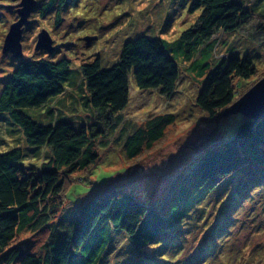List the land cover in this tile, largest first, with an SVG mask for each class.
<instances>
[{
    "label": "trees",
    "instance_id": "1",
    "mask_svg": "<svg viewBox=\"0 0 264 264\" xmlns=\"http://www.w3.org/2000/svg\"><path fill=\"white\" fill-rule=\"evenodd\" d=\"M67 2H45L43 16L45 9H56L60 19ZM190 11L202 13L181 41L140 36L124 45L113 67L103 69L100 57L82 65L89 92L83 99L99 118L109 120L128 108L133 83L140 90L159 89L162 95L173 96L181 79L180 61H187L192 72L204 77L196 106L208 120L223 116L264 77L258 75L249 53L229 54L213 70H205L217 46L216 36L238 31L251 15L248 8L235 0H191ZM56 52L47 59L22 60L0 99V114H8L0 121L22 128L27 143L41 149V158L45 148L52 151L38 166L23 163L26 155L21 148L0 154V264H106L121 236L134 247V260L142 255V259H150L156 253H175L185 221L199 211L205 214L207 199L221 192L230 199L220 226L223 235L230 232L233 212L243 195L264 186V117L245 118L232 135L212 144L165 207L145 202L127 188L110 186L89 193L76 210L59 215L64 209L67 178L98 164L101 155L96 140L105 131L98 122L87 125L53 116L56 121L45 124L30 115L31 109L37 117L50 115L53 103L69 88L78 87L72 62L67 58L54 61ZM253 78L258 80L244 83ZM44 107L47 109L38 113ZM118 120L123 124L122 118ZM175 123V114L159 115L127 134L126 157L134 160L154 149ZM25 231L33 240L21 243Z\"/></svg>",
    "mask_w": 264,
    "mask_h": 264
},
{
    "label": "rangeland",
    "instance_id": "2",
    "mask_svg": "<svg viewBox=\"0 0 264 264\" xmlns=\"http://www.w3.org/2000/svg\"><path fill=\"white\" fill-rule=\"evenodd\" d=\"M37 1L40 5L33 11L31 24L24 33V56L16 58L3 49L11 25L19 20L22 0H0V99L8 79L22 60L50 57L47 51L36 49L39 34L47 30L57 50L52 59L67 58L72 62V77L78 87L69 88L53 103L55 108L50 115H39L40 120L35 109L29 111L30 115L45 124L54 123L53 116H66L74 123L87 125L98 122L105 131L96 140L101 155L98 164L67 178L64 209L59 215L76 210L89 198V193L110 186L127 188L143 201L165 207L175 198L177 186L192 175L197 160L212 144L232 135L246 117L238 113L206 119L196 106L204 77L201 79L198 71L192 72L190 63L180 61L181 79L173 96L162 95L159 89L140 90L133 83L128 108L109 120L99 118L98 112L83 99L89 92L81 67L97 57L102 59L103 69L113 67L120 60L124 45L140 36L179 42L202 12L190 11L191 0L186 3L183 0H68L61 18L57 19L56 9L48 12L45 9V15L42 14V5L50 0ZM235 1L248 8L251 15L238 31H223L216 36L217 46L205 70L207 73L213 70L229 54L249 53L254 57L258 75H263L264 0ZM257 80L253 78L244 83L248 85ZM169 113L176 115V123L169 127L162 142L142 156L128 159L124 149L127 134ZM5 115L8 114H0V118ZM119 117L123 119L121 125ZM16 148H21L26 155L23 163L34 166L52 156V151L45 148L41 158V149L27 143L22 128L0 121V154ZM258 189L243 195L233 212L231 231L224 235L220 216L224 215L230 196L221 192L207 199L205 214L199 211V218L195 215L185 221L175 253H156L150 259H142V255L134 260V247L121 236L109 251L106 264H264V186ZM19 240L27 243L33 237L25 231ZM153 249H148L149 253Z\"/></svg>",
    "mask_w": 264,
    "mask_h": 264
},
{
    "label": "water",
    "instance_id": "3",
    "mask_svg": "<svg viewBox=\"0 0 264 264\" xmlns=\"http://www.w3.org/2000/svg\"><path fill=\"white\" fill-rule=\"evenodd\" d=\"M38 5L37 0H22L18 9L19 20L13 23L4 44V53H12L16 58H23L24 33L31 24V16ZM37 50L53 54L56 50L51 34L43 30L38 37ZM243 114L249 119L264 117V77L236 100L224 115Z\"/></svg>",
    "mask_w": 264,
    "mask_h": 264
}]
</instances>
